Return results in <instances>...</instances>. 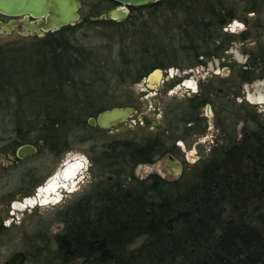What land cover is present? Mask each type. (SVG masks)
<instances>
[{
	"label": "trees",
	"instance_id": "16d2710c",
	"mask_svg": "<svg viewBox=\"0 0 264 264\" xmlns=\"http://www.w3.org/2000/svg\"><path fill=\"white\" fill-rule=\"evenodd\" d=\"M228 1L164 0L130 8L131 15L122 22L85 19L81 24L38 38L33 51H28L29 59L37 57L33 74H43L45 67V75L54 71L62 77L61 73L77 68L79 74L83 54L90 52L73 42L75 30L84 25L95 27L89 30L96 29L106 37L105 32L110 31L114 34L110 35L112 41L118 38L123 44L138 39L133 58L116 60L119 68L111 70L112 75L85 78L89 88L92 85L89 82L97 85L113 75L138 76L157 68L181 67V63L194 67V61L220 58L236 38L224 31L238 18V9L230 7ZM248 1L250 12L264 3V0ZM145 11H150L148 21L144 18ZM147 23L153 27L151 34L141 38ZM177 34L183 36V41L175 45L172 41ZM249 35L250 32H243L239 39L244 41ZM168 39H172L169 45ZM20 51L0 48V105L14 111L12 120L16 124V139L11 144L16 147L18 140L30 144L42 141L45 149L58 155L68 144L56 133L57 129L81 115L61 109L64 106L60 103L18 118V92L22 88L18 83L25 76L24 69L32 65L14 64ZM41 52L48 56L50 69L38 64ZM251 60L254 61L251 69L244 72L248 82L256 78L257 62L264 66V45H259L257 55L251 53ZM98 62L99 58L95 63ZM114 81L119 85V81ZM89 102L93 105V101ZM29 115L34 120H29ZM90 117L93 115H88L87 120ZM29 122L40 127V134L28 137L37 129L27 127ZM255 124V129L244 131L239 141L231 135L228 145L213 153L207 162L198 164L189 179L165 182L153 177L147 185L146 181L131 176L128 185L116 181L112 193L101 187L102 195H90L85 209L68 215L63 211L64 228L49 241L56 247L55 259L60 264L73 260L82 264H264V124ZM25 129L30 130L24 135ZM133 142L130 145L126 139L104 145L97 163L113 170L128 163L152 164L157 155L164 153L158 150L161 143L157 139ZM92 199L93 207L89 204ZM138 239L143 242L132 248ZM49 245L46 243L45 247Z\"/></svg>",
	"mask_w": 264,
	"mask_h": 264
},
{
	"label": "rangeland",
	"instance_id": "374dc122",
	"mask_svg": "<svg viewBox=\"0 0 264 264\" xmlns=\"http://www.w3.org/2000/svg\"><path fill=\"white\" fill-rule=\"evenodd\" d=\"M95 4L96 0H83V8L79 10V16L87 17L92 10L91 7H95ZM227 4L238 9V18L227 25L225 29L227 30L226 33L232 34L236 38L231 40L229 47L220 58L209 62L208 70L210 71L204 69V67H196L191 71L192 73H189L190 71L185 73L188 75H185V79L193 78L194 84L198 85L197 91L206 88L205 85L209 80L218 82L224 80L227 82L224 95L215 96L214 91L212 92L211 101L216 112L214 111L211 118L206 119L202 126L193 130L186 129V126L179 122V119L183 116L180 107L187 104L189 94V92H186L187 90L180 88L178 91L175 90L174 95L169 96L161 92L164 85L159 84L157 94L156 92L147 94L146 91L141 92L144 90L142 84L132 86V83L128 82L118 85L112 78L109 80L108 78L102 79L100 84L97 85L89 82L88 84H92L90 88L86 85L87 81L85 82L84 79L88 78L90 80V76L114 74L111 70L114 71L119 68L116 60L133 58L138 39L134 38L135 40L131 41L130 44H123L118 38L112 41L110 35L114 36V34L110 31L105 32L106 37L102 36V33H99L96 29L90 31V28H95L93 26L90 28L86 25L81 26L75 30L76 40L73 44L80 45L90 54H83L79 74H77L78 68L76 70L69 69L63 74L61 73L62 77H59L60 75L54 71H50L49 75H45L46 67L43 74H33V63L37 57L32 60L29 59L28 51H33L34 45L39 40L37 37L21 36L18 34L17 29L0 37V48L21 50L14 62L15 65L32 64L31 68H23L25 76L18 83V86L22 87L21 93L18 92V118L21 119L26 114H34L47 105L56 104L59 106L60 103L64 106L61 109L81 115V117L72 118L71 122L57 129L56 133L61 138H65L68 144L58 155L51 154L42 145L35 143L36 154L12 165L11 163L15 160L12 154L16 148L30 143L18 140V146H12L11 142L16 139L14 131L16 124L12 120L14 111L10 108V110L5 109L0 105V150L9 153L8 156L0 155V208L6 207L1 210L0 218L7 222L6 230L0 233V264L7 261L15 252L26 254V264H60L55 259L56 247L54 243L49 241L61 233L64 228L61 221L62 212L80 194L94 190L97 186L98 188L104 186L106 177L109 176L115 181L122 180V185H128L131 176L142 180H152L153 177H158L165 182L176 181L180 178L189 179L195 167L198 164L207 162L213 153L218 152L222 146L230 141L231 135H235L236 141H239L244 131L255 129V123L264 124V66L261 61L257 62L259 66L255 69L256 78L251 82L242 83L240 92L234 94V91L238 90L235 88L239 79L237 72L249 71L251 64L254 63L251 60V53L257 55L259 45H264V3H259L254 12L248 11L250 7L248 0H229ZM157 12L159 13V11ZM149 13L150 11L144 13V18L147 21L151 16H149ZM173 19L170 20L173 21ZM232 25L235 30L229 28ZM152 28V25L145 24V33L140 37H148ZM138 31L142 30L138 29ZM243 32H250L249 37L244 41L239 39L240 34ZM171 40L168 39V45ZM181 41H183V36L177 34L172 42L176 45ZM95 49H98L100 53ZM38 50L34 49V51ZM47 57L45 53L41 52L38 57V64L41 66L43 64L48 65L47 68L50 69L51 63ZM98 58L100 62L96 64L95 61ZM181 65L178 68L184 70L189 68L187 64L181 63ZM224 66H227L228 69L227 67L224 68L226 71L223 77H219V75L215 77ZM243 69L248 70L243 71ZM66 78L69 79L65 81ZM131 78L132 76L128 79ZM62 80H64L63 83ZM94 80L95 78L91 81ZM104 80H108L109 83H105ZM227 96L233 97L227 99ZM93 98L98 99L93 100ZM89 101H93V105ZM129 104L134 105L137 113L132 114L131 117L129 116L130 118H126L124 122L117 125V128L111 127L101 130L97 124L90 127L84 123L88 115H93L92 118L96 119L98 113L112 108H124ZM221 105L225 106L223 115L220 114ZM84 112L85 114H83ZM158 115L163 118L157 120ZM28 117L29 120H34L33 116L29 115ZM148 121L159 124L161 131H163L161 137L154 134L153 129L147 123ZM29 126L37 129L32 133H29L30 129H25L22 131L24 135L29 133L28 137H32L40 134L38 131L40 127L36 126V123L29 122L27 127ZM191 132H193V135H191ZM128 138H134L133 140L136 139L140 142L147 141V139L151 141L157 139L162 144L159 145L158 150L164 151V153L157 155L154 163L141 164L140 168L137 164L128 163L109 170L106 165L97 163V159L102 155L104 145H108L115 140H126ZM166 155L171 156L180 163V173L176 180L171 176V170L165 166L164 156ZM66 158H81L85 164L83 172H80L74 181V193L66 194L65 190H62L59 193L62 200L55 206L36 205L32 208L14 210L10 208L12 203L20 204L23 202L18 199V196L23 193V190H27L29 185L27 183L29 179H26L25 175L30 171L37 172L36 176L39 180L36 184L41 186L43 179L47 176L60 172L61 164ZM82 176L84 178L78 184V177L80 179ZM30 198H35L32 191L27 192L23 199ZM38 236L42 237L39 238ZM45 239L48 240L46 243L50 244L47 247H45L43 241ZM142 242V239H138L132 248H138ZM41 250L47 254H41L43 252ZM31 252L34 253L33 256H31ZM79 262V260H73L66 264H80Z\"/></svg>",
	"mask_w": 264,
	"mask_h": 264
},
{
	"label": "flooded vegetation",
	"instance_id": "af4514ba",
	"mask_svg": "<svg viewBox=\"0 0 264 264\" xmlns=\"http://www.w3.org/2000/svg\"><path fill=\"white\" fill-rule=\"evenodd\" d=\"M80 1H81V8H83V0H80ZM117 6H118V4H116L115 2H113L111 0H96L95 7H91L92 10H91V12L88 13L87 17H81L80 16L81 20H82L81 23H83L85 19L91 21L90 20L91 18H95V17H98L102 14H105L109 9L117 7ZM127 9L130 12L129 13V16H130L131 15L130 8H127ZM23 18H24V16L10 17V16H7V15L2 14L0 12V37L7 35L5 29L3 28V25H7L8 23L13 22V21L20 22L21 20H23ZM126 19H124V20H126ZM124 20H122V21H124ZM33 21H34L33 18H31V17L28 18V22H33ZM102 21H112V20H102ZM122 21H120V22H122ZM114 22H118V21H114ZM64 28H66V27H64ZM16 29L18 30L19 35H21L23 33L22 27H15L11 32H13ZM48 33H54V32H47V33H45V35ZM213 61H214V59H210V60L200 59L198 63L194 61V63L196 64L194 67H189V68H186L185 70L180 69L178 67H170L168 69L157 68V69L151 70L150 72H148L146 74H142V75H138V76L131 75L132 76L131 79H128L130 77L129 75L128 76L113 75L112 79L119 81V85H121L122 83H128V82L132 83V86L142 84L144 86V90H142L141 92L143 93L144 91H146L147 94L148 93L150 94L152 92H154V93L156 92V94H157V92H158L157 87L159 86V84L164 85L161 92L164 94H168L169 96L174 95L175 90L178 91L180 88L187 90L186 92H189L188 100H187L186 105H182L180 107V109L183 113V116L179 119V122L182 125H185L186 129L193 130L196 127L202 126V124L206 121V119H209V117L211 118V116L213 115V112L215 111V107L213 106L212 101H211L212 92L214 91L215 96L216 95H224V88H225L227 82L224 80H219V82L209 80V82L205 85L206 88H201V90L197 91L198 85L196 83L194 84L193 78L192 79L191 78L185 79L184 77H185V75H187L185 73H186V71H190L189 73H192L191 71L194 70L196 67H204V69L208 70V68H209L208 64H210L209 62H213ZM213 64H212V66L214 67ZM225 67H227V66L222 67L220 72L218 74H216L215 77H218V75H219V77L220 76L223 77V75L225 74V71H226V70H224ZM227 69H228V67H227ZM247 70L248 69H246V70L243 69V71H247ZM208 71H210V70H208ZM177 73H179V74H177ZM237 73H238L237 77L240 80L238 79V84L235 87L238 90H235L234 94L239 93L240 89H242V83L247 82L245 80V74H243L244 72L242 73L241 71H238ZM190 83L192 85L191 87L189 86ZM212 88H213V90H212ZM228 97H233V96H227L226 98L228 99ZM124 108H131L132 109L131 115L137 113L136 108H134V105H132V104L126 105ZM207 108H209V111H207ZM175 109H177V108H175ZM173 110H174V108H173ZM220 111H221L220 114L223 115L224 114L223 111H225L224 105L223 106L221 105ZM211 112H212V114H211ZM131 115H130V117H131ZM208 115H210V116H208ZM162 118H163L162 116L158 115L156 119L161 120ZM147 123L153 129V132L155 135H157V137L162 136L163 131H161L159 124H157V128H158V132H157L156 128L154 126V124H155L154 122L148 121ZM88 126H90V125L88 124ZM90 127H93V126H90ZM112 128H117V127H112ZM99 129H101V128L99 127ZM101 130H106V129H101ZM191 135H193V132H191ZM133 139L134 138H128V142L130 145H133V143H134L133 141L140 142V141H137L136 139L135 140H133ZM117 141L118 140H115L112 143H115ZM38 144L42 145L43 142L39 141ZM29 145L36 147L34 144H29ZM15 151L12 154L14 156H15ZM0 155L8 156L9 153H6L5 150H0ZM28 158H30V157H27L25 159H15L11 164L15 165L18 162L24 161ZM84 165H85L84 161L81 158L80 159L79 158H77V159H67L66 158L61 164L62 168H61L60 172L58 171L56 173H52L49 176H47L45 179H43V183H42L43 186L42 185L37 186V184H36V182H38V180H39L36 176L37 172L34 173L33 171H30V173L25 175V178L29 179V181L27 182L29 184L27 186V190H23L22 191L23 193H20L18 196V197H21L20 201H23V202L20 204H15L14 209L32 208L36 205H39V206H45V205L55 206V205H57L62 200L61 195L59 194L62 190H65L66 194H71V193L75 192V190L73 189L75 186L74 181L76 180L79 173L83 172ZM83 178H84V176H82V178H80V179L78 177V184H80V181ZM136 179L139 181H146L147 185H150L152 182L151 180H142V179H138V178H136ZM116 185H117V182L115 180H113V178H111V176H109V177H106L105 185L101 186V187L109 188V190L112 193L113 191H115ZM101 187L98 188V186H97V187H95L94 190H90L89 192L80 194L69 205H67V208L64 209L65 213L68 215L72 211L85 209L86 208V201L89 199L90 195H97V194H100V196L102 195L101 190H104V189H101ZM29 191H32L34 193L35 198H30V199L24 200L23 199L24 195ZM29 201H34V203H29ZM45 201H47V202L45 203ZM93 202H94V200L92 199L89 203L91 207H93ZM5 208L6 207L0 208V212H1V210H4ZM10 208H11V206H10ZM0 220L2 222L6 221L2 218H0ZM4 230H6V227H0V233ZM61 232H62V230H61ZM46 241H47V239L44 240L45 244H46ZM41 254L46 255L47 253H45L43 251ZM25 257L26 258H25V261L23 264H26V259H27L26 254H25ZM79 263L82 264L81 261Z\"/></svg>",
	"mask_w": 264,
	"mask_h": 264
},
{
	"label": "water",
	"instance_id": "95a60500",
	"mask_svg": "<svg viewBox=\"0 0 264 264\" xmlns=\"http://www.w3.org/2000/svg\"><path fill=\"white\" fill-rule=\"evenodd\" d=\"M118 4L117 7L109 9L105 14L91 18V21H122L129 16L127 8H138L153 5L164 0H111ZM81 8L80 0H0V12L10 17L24 16L20 22H10L3 25L7 34H10L15 27H22L21 36L43 38L47 32H56L61 28H68L81 23L79 10ZM34 19L28 22V18ZM233 29L234 26H229ZM226 29V28H225ZM224 31H227L225 30ZM209 111V108H207ZM132 113L131 108H112L110 110L99 113L96 119L90 117L87 123L90 126L97 124L101 129H109L117 127L118 124L124 122ZM158 132L157 124H154ZM37 152L36 147L25 144L18 147L15 151L13 159H25L33 156ZM164 163L167 169L171 170V176L176 180L180 173V163L171 158L164 156ZM138 166V165H137ZM142 165L139 164V168ZM21 199V197H18ZM12 203L11 209L14 210ZM0 227H7V222L0 220ZM23 252H15L4 264H23L25 261Z\"/></svg>",
	"mask_w": 264,
	"mask_h": 264
},
{
	"label": "snow or ice",
	"instance_id": "6c2138e0",
	"mask_svg": "<svg viewBox=\"0 0 264 264\" xmlns=\"http://www.w3.org/2000/svg\"><path fill=\"white\" fill-rule=\"evenodd\" d=\"M233 30H235L234 28H233ZM189 86L191 87L192 85H191V83L189 84ZM47 201H45V203H46ZM29 203H34V201H29Z\"/></svg>",
	"mask_w": 264,
	"mask_h": 264
}]
</instances>
